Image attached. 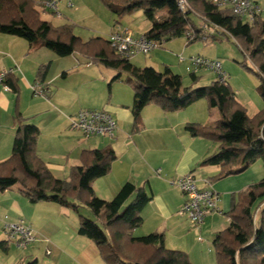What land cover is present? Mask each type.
<instances>
[{
    "label": "trees",
    "instance_id": "obj_1",
    "mask_svg": "<svg viewBox=\"0 0 264 264\" xmlns=\"http://www.w3.org/2000/svg\"><path fill=\"white\" fill-rule=\"evenodd\" d=\"M110 13L118 18L142 11L150 28L144 33L147 39L166 42L192 32V44L202 39L226 36L240 45V50L253 65L258 79V93L264 102V21L256 16L252 24L242 21L228 9L217 7L212 1L187 0L189 9L182 12L177 0H102ZM41 0H0V34L23 39L29 50L47 49L64 58L75 52L90 59L115 75L108 87L122 81L133 93L131 114L133 129H139L142 110L154 104L164 112L184 110L200 100H205L210 111L219 119L210 125L187 123L184 131L192 137H202L216 142L218 150L204 159L200 167L216 166L219 173L210 180L240 174L256 160L264 166V107L253 117H248L227 82L214 80L210 85L184 88L182 79L168 67L158 72L152 67L139 68L129 59L117 56L108 40L93 38L82 42L72 33V26H53L40 18L34 8L40 9ZM167 10L170 19L154 20V13ZM203 19L208 28L218 33L207 36L196 26L193 18ZM119 21L114 22V24ZM47 65L38 69V83L42 86ZM7 76L6 85L17 92L15 83ZM193 78V77H192ZM195 83V82H193ZM76 115V114H75ZM74 115V116H75ZM11 155L0 162V192L18 186V191L29 203H52L71 208L79 207L69 197L83 203L93 219L79 215L77 234L93 242L100 258L106 264H192L187 253L169 250L163 233L134 237L133 232L142 225L141 213L151 201L143 188L125 183L109 201L98 198L92 183L105 177L116 156L111 148L83 151L81 165L72 167L66 180L52 176L46 164L36 153L38 127L27 123L17 113ZM238 202H231L226 215L229 225L213 236L211 245L216 264H264V178L241 193ZM7 241L0 242V251L7 252ZM21 264H38L29 261Z\"/></svg>",
    "mask_w": 264,
    "mask_h": 264
},
{
    "label": "crops",
    "instance_id": "obj_2",
    "mask_svg": "<svg viewBox=\"0 0 264 264\" xmlns=\"http://www.w3.org/2000/svg\"><path fill=\"white\" fill-rule=\"evenodd\" d=\"M254 1L260 8V18L264 20V0ZM156 12L160 13V16H157L158 18L155 15ZM156 12L154 13V20L161 21L171 18L167 10ZM195 19L198 23L193 22L196 26H199L200 19ZM42 20L47 19L43 18ZM147 21L149 25L135 34L128 28H124L128 29L133 35H144L151 26V21ZM47 22L50 21L47 20ZM117 25L123 27L120 21ZM115 26L116 24H113L105 39L106 41ZM218 37L202 40L204 42L214 41ZM171 41L164 42L159 50H165L166 52L165 43L167 45ZM165 52L161 54L166 55ZM75 55L83 57L75 52L68 58H73ZM147 56L149 54L144 55L146 58ZM175 56L179 64H186L185 70L190 73L192 83L198 82L200 76L196 72L200 69L192 68L188 62L180 63L178 58L180 56L185 59L204 57L201 55L185 56L184 50L175 54ZM55 57L58 56L55 55ZM55 57L47 54L43 48L29 50L27 42L23 39L0 34V72L13 69L14 72L10 79L17 88V92L11 90L4 92L0 87V162L5 161L11 155L15 131L14 117L17 113L27 123L38 127L40 135L37 139L36 153L56 179L66 180L71 168L81 165V153L83 151L111 148L116 158L112 162L108 174L92 183L94 193L109 201L125 183L129 182L136 187L143 188L151 197V201L141 213L142 225L140 227L144 228V234L163 233L166 248L180 246L181 241L186 237L183 234V229L190 224L184 217L179 215L184 198L175 187L171 186V182L191 174L195 178L198 189L211 187L214 190V182L210 179L220 171L216 166H199L210 155L209 151L205 149V139L192 137L184 131L187 123H196L197 108H194V105L202 100L176 112H164L158 106L150 104L141 112L139 129L134 130L131 114L133 105L132 90L123 88L121 86L124 84L122 81L115 82L111 84L110 88L108 87L110 79L115 75L114 71L113 75L98 72L99 70L96 69L95 71L86 72L84 76L87 79L80 85L83 87L78 90L79 86L72 85V82L69 81L70 76L62 69V63L64 62L61 61L64 60H57ZM85 59L89 60L84 63L86 68L95 65L90 59ZM162 59L166 60L163 56ZM56 61H59L57 63L61 69L50 75L51 67ZM76 63L77 65L81 64L78 59H76ZM157 64L154 56L146 59L143 64L135 63L134 65L133 63L134 66L139 68L151 66L158 71L155 67ZM44 65H47V71L42 81L43 95H36L33 93L32 87L35 83H38V69ZM95 66H97V69L102 67L97 64ZM214 80H216L215 76ZM105 84L107 97L101 102L88 101L84 98L83 95L87 92L82 93V90H88L84 86H87L93 92L94 89L101 90ZM80 110L107 111L116 122L113 136L84 138L81 133L72 132L69 129V118ZM212 115L214 117L213 121L202 125H210L219 119L218 113ZM61 143H65V147L58 145ZM59 152L60 154H58ZM50 204L52 203H29L27 198L18 191V186L0 192L2 232L0 242L7 241L3 233L5 217L9 222L24 221L31 227L36 236L35 243L26 249H19L7 241V252L0 251V264H21L34 260L38 264H72V241H65L63 234L61 235L53 228V223L51 224L45 215L52 208ZM222 215L221 213L207 216L204 224L199 229L190 225L197 232L199 242H203V228L214 226ZM226 228H223V230ZM172 239H175L176 243L172 244ZM74 252L76 255H80L78 248H74Z\"/></svg>",
    "mask_w": 264,
    "mask_h": 264
},
{
    "label": "rangeland",
    "instance_id": "obj_3",
    "mask_svg": "<svg viewBox=\"0 0 264 264\" xmlns=\"http://www.w3.org/2000/svg\"><path fill=\"white\" fill-rule=\"evenodd\" d=\"M55 1L58 4L59 15H52L50 13L44 12L41 13L36 8H34V10L37 11L42 19L44 18L49 20L53 26L57 27L60 25H64L65 23H69L72 26L73 35L79 37L83 42L97 37L105 40L114 22L116 21H120L123 27L128 28L134 34L140 32L145 26L149 25L142 11H137L132 14L125 15L122 18H118L117 16L109 12L102 0ZM155 15L156 17L160 16V13L156 12ZM192 18L193 21L197 24L198 22L195 17ZM261 20L264 21L263 19ZM164 47L167 50L166 52L165 50L158 49L152 51L149 56H147V58L144 57V55H140L130 59V62L132 64L134 63V65L135 63L143 64L146 59L154 56L155 61H157L158 63L157 65H155L158 72L162 73L165 67H168L174 74H177L181 77L182 85L184 88L190 87L194 89L210 85L213 82L214 76L211 75L212 73L210 74L208 71L200 69L196 72V74L200 76L199 81L192 83L190 73L185 70L186 64H179L175 54H178L182 50H184L185 56L201 55L204 58L206 57L207 59L220 60L223 66V70L227 74V83L229 84L231 90L234 92L236 101L245 108L248 117H253L257 112L263 109L264 102L257 90L258 79L253 72L247 69H253V65L247 58H244L240 50V45L235 43L233 39L226 38V36L221 35L214 41L209 40L207 42H204L203 40H198L188 45V39L183 36L181 38L173 39L167 45L165 43ZM44 50L45 52H47V54L55 57L52 52L46 49ZM162 52H165L166 55H162ZM162 56L166 58V60H163ZM68 57L55 58H57V60H64L61 61L64 62L62 63V69L70 76L69 81L72 82V85L79 86L78 90L83 87L80 85H82L83 81L87 79L84 76L86 72L95 71L96 69L99 70L98 72H102L108 75L114 74L113 71L107 70L102 67H99V69H97V66H95L96 64L92 65V67L86 68L84 66V63L88 62L89 60H86L83 57H78L76 55L73 58ZM38 58H40V56H38ZM76 59H78L82 65H77ZM57 62L59 61L54 62V64L52 65L50 75L57 73L59 69H61L59 68ZM121 86L123 88H128L131 90V88L125 83ZM84 87H86V89L88 90H82V93L87 92L83 96L88 101L92 100L101 102L107 97L106 84L103 88H101V90L94 89L93 92H91L87 86ZM194 106V108H197L196 123L204 124L209 121H213L214 117L210 116V111L205 100L196 103V105ZM214 111H212V114L217 113L216 111V113H213ZM205 142V149L209 151L210 155L214 154L217 151L219 145L211 140L205 139ZM58 145L65 147V143H61ZM59 149L60 147L58 146V150ZM58 154H60V152ZM263 178V161L262 159H258L246 171L237 175H232L216 180L214 182V191L220 196L218 207L223 214L222 217L220 216L218 218L214 226L203 228V242H199L197 240V232H195L190 227V225H188L187 228L183 229V234L186 237L181 241L182 244H179L180 246H175L176 248L167 249L178 250L187 253L192 264H216L214 250L211 245L214 233L223 230V228H226L229 225L228 219L225 214L229 212L231 202H238L242 195L241 193H243L249 186L258 183ZM96 196L100 199H103L98 195ZM69 201L75 203V205L79 207V213H76L71 208H63L55 204H50L52 208L47 211L45 215L49 219L51 224L53 223V228L56 229L61 235L63 234V238L65 241H72V264H106L100 258L95 244L84 237H80L77 234L79 215H82L88 219H93V216L91 215L89 210L84 207L82 202L78 200L76 201L74 197H69ZM7 215L9 216V214ZM0 234H2L1 224ZM144 235H147V233L144 234L143 227L134 230L133 236L137 237ZM171 241L173 242L172 244L176 243L175 239H172ZM74 248L79 249L80 255L75 254Z\"/></svg>",
    "mask_w": 264,
    "mask_h": 264
},
{
    "label": "built area",
    "instance_id": "obj_4",
    "mask_svg": "<svg viewBox=\"0 0 264 264\" xmlns=\"http://www.w3.org/2000/svg\"><path fill=\"white\" fill-rule=\"evenodd\" d=\"M221 9H228L238 16L242 21L252 24L256 16L260 14V8L254 0H212ZM177 7L180 11L186 12L189 9L187 0H177ZM40 9L44 13L59 15L57 2L55 0H41ZM59 17V16H57ZM200 27L204 29L207 36L217 34L216 28H208L203 19L200 20ZM184 36L192 39V32L187 31ZM115 54L122 59H132L138 55H148L152 51L162 48L164 42L153 41L144 35H133L128 29L116 24L107 38ZM179 62H188L195 69H203L215 76L221 83L227 82V76L223 72L222 64L218 60H211L202 57L180 56ZM13 69L0 72V87L4 92L10 91L6 85L7 76L12 75ZM32 91L36 95H43V88L35 83ZM69 129L81 133L84 138L112 137L116 129V122L105 110H80L75 116L69 119ZM183 196L184 202L179 210V215L184 217L193 227L199 229L207 216L221 214L218 205L220 196L211 187L198 189L193 175L188 174L176 181L171 182ZM3 233L8 242L19 249H26L36 241L34 231L24 221H7L5 217Z\"/></svg>",
    "mask_w": 264,
    "mask_h": 264
}]
</instances>
